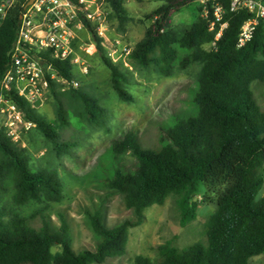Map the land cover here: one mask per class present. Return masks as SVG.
Returning <instances> with one entry per match:
<instances>
[{"label":"trees","instance_id":"1","mask_svg":"<svg viewBox=\"0 0 264 264\" xmlns=\"http://www.w3.org/2000/svg\"><path fill=\"white\" fill-rule=\"evenodd\" d=\"M195 1L168 0L155 10L144 38L127 58L134 68L154 69L165 77L199 66L194 113L178 118L165 131L167 140L160 147H143L131 132L112 143L108 152L114 158L131 153L136 159L133 170L122 169L119 162L104 180L109 190L121 195L132 217L110 227L101 213L89 214L94 249L76 252L64 219L55 229L46 220L35 227L33 215H21L22 207L31 203L48 207L61 202L64 184L54 169L33 170L32 153L0 128V264H103L126 253L130 229L144 222L146 209L163 205L170 196L176 197L180 226L194 222L199 208L195 197L203 187L218 190L216 210L203 226V239L184 248L168 240L155 248L154 260L137 256L134 264H252L253 258L264 255V196H259L264 188V111L252 91L254 82L264 84V27L260 23L251 40L239 47L241 27L251 15L226 14L228 27L215 41L220 26L210 30L214 14L209 4L206 16L200 6V16L190 27L170 28L173 15ZM106 4L121 26L129 21L125 0H106ZM20 15V7H14L0 24V83L10 63ZM79 20L110 70L112 89L121 101L132 102L127 70L106 56L95 27L82 15ZM43 59L62 77L78 80L71 60L48 54ZM50 99L56 115L53 123L23 99L16 102L36 125L28 135L40 134L56 157L69 155L74 146L61 136L70 126L69 111L92 127L110 131L108 111L81 85L63 92L53 82ZM54 247L59 251L54 252Z\"/></svg>","mask_w":264,"mask_h":264},{"label":"rangeland","instance_id":"2","mask_svg":"<svg viewBox=\"0 0 264 264\" xmlns=\"http://www.w3.org/2000/svg\"><path fill=\"white\" fill-rule=\"evenodd\" d=\"M168 0H125L129 21L121 26L111 14L109 7L102 4L107 15L105 54L109 57L111 46L120 42L122 46L135 47L144 38L152 20L149 16ZM100 3V2H99ZM201 2L195 1L175 13L170 28L190 27L200 16ZM77 53L87 61L88 74L79 72L80 85L100 100L109 114V132L92 127L78 119L69 111L70 126L61 131L62 139L73 144L69 155L58 158L50 153L44 138L33 131L23 136V144L32 153L33 170L49 168L56 170L64 184L63 199L48 207L28 204L20 210L22 216H34V226L40 227L44 220L55 229L60 228L62 219L70 227V241L76 252L92 250L96 236L92 231L88 215L101 213L108 226H115L132 217L120 194L109 190L104 180L118 168L133 170L136 159L131 153L114 158L109 151L112 143L125 133L135 135L140 145L145 148L162 146L167 138L165 131L178 119H184L194 113L192 102L196 79L200 67L193 65L187 70H176L170 77L157 73L154 69L140 71L130 63L125 64L124 56L119 59L120 68L127 70V90L133 97L132 102H123L116 95L110 83V70L101 61L95 50L92 54L85 50L94 43L86 28L74 29ZM120 56V51L115 55ZM252 91L255 99L264 111V84L254 82ZM36 111L49 122H54L55 108L53 99H48ZM29 139L32 140L29 143ZM218 190L203 187L196 195L199 202L197 219L181 227L176 208V197L170 196L163 205H154L145 210L144 222L130 229L126 253L121 257L109 258L103 264H134L137 256L155 259V248L168 240L174 239L178 248H184L203 239V226L216 210ZM11 191L7 199L10 200ZM259 196H264V188ZM59 251L58 247L53 248ZM252 264H264V255L251 260Z\"/></svg>","mask_w":264,"mask_h":264},{"label":"built area","instance_id":"3","mask_svg":"<svg viewBox=\"0 0 264 264\" xmlns=\"http://www.w3.org/2000/svg\"><path fill=\"white\" fill-rule=\"evenodd\" d=\"M207 15L208 5H211L214 20L210 30L220 26L215 35L218 41L228 22L226 14L247 12L251 17L243 23L238 46L242 47L249 42L257 26L264 27L263 0H229L225 5L221 0H199ZM100 2V3H99ZM106 0H0V24L14 7H20L21 15L17 29L8 69L0 83V128L14 142L23 147V136L35 128V123L25 117L24 111L16 102L23 99L31 108H38L50 98L51 84L60 86L61 91L77 89L79 80H69L61 75L46 61L43 56L50 55L52 59L71 60L76 70L88 74V64L76 51L74 43L77 39L74 29L85 28L79 20L82 15L94 27L100 38L106 40L107 15L102 10ZM102 41V45L104 42ZM133 47L122 46L116 42L111 46L109 58L118 63L124 56L125 64ZM96 50L92 43L85 51L92 54ZM120 51V56L115 55Z\"/></svg>","mask_w":264,"mask_h":264}]
</instances>
